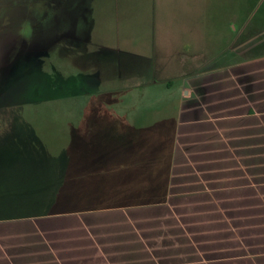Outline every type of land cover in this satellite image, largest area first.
I'll use <instances>...</instances> for the list:
<instances>
[{"label": "rangeland", "instance_id": "1", "mask_svg": "<svg viewBox=\"0 0 264 264\" xmlns=\"http://www.w3.org/2000/svg\"><path fill=\"white\" fill-rule=\"evenodd\" d=\"M247 3L0 0V219L145 200L157 177L149 161L156 138L128 131L134 118L116 103L159 100L172 91L130 88L120 61L143 76L132 81L144 83L151 63L172 62L179 52L178 60L199 69L241 57L247 45L237 39V19ZM96 72L98 81L76 79ZM57 74L75 79L56 90ZM174 76L161 70L160 79ZM141 118L140 125L155 124L151 113ZM261 142L264 164V117ZM142 149L147 168H123L143 160ZM58 178L66 187L51 186Z\"/></svg>", "mask_w": 264, "mask_h": 264}, {"label": "crops", "instance_id": "2", "mask_svg": "<svg viewBox=\"0 0 264 264\" xmlns=\"http://www.w3.org/2000/svg\"><path fill=\"white\" fill-rule=\"evenodd\" d=\"M181 54L151 63L144 83L132 81L143 78L132 74L135 66L119 65L130 88L172 91L116 103L134 118L128 131L156 138L148 159L154 188L138 194L147 198L0 220V264H264V56L199 69ZM161 70L175 76L160 79ZM148 113L155 124L140 125ZM138 152L143 160L123 168H147L144 149Z\"/></svg>", "mask_w": 264, "mask_h": 264}, {"label": "trees", "instance_id": "3", "mask_svg": "<svg viewBox=\"0 0 264 264\" xmlns=\"http://www.w3.org/2000/svg\"><path fill=\"white\" fill-rule=\"evenodd\" d=\"M239 23L240 30L238 40L240 39L239 43L242 45H247L245 55L241 57H236L232 61H244L253 59L256 57L264 56V0H248L247 6L242 10V14L239 19H237ZM237 32V30H235ZM249 40V41H248ZM248 41V42H246ZM234 55V53L231 52ZM91 76H87L85 74H80L76 79H79L83 84L88 81ZM75 78L73 77H62L60 74H57L53 89H60V86L66 87V82L72 81ZM59 83H57V81ZM81 83V84H82ZM66 89V88H65ZM88 89L84 88L81 89L82 92ZM85 92V93H86ZM63 184L66 187L65 180L61 178L56 179L51 186L54 187L61 186ZM97 209V208H96ZM95 209H71L67 211H56L53 213L47 214H39L33 216H24L19 217L17 219L23 218H31V217H40V216H48V215H61V214H68V213H75V212H82V211H90ZM11 218H5L0 220H8Z\"/></svg>", "mask_w": 264, "mask_h": 264}]
</instances>
